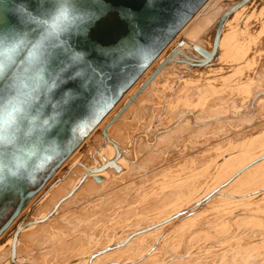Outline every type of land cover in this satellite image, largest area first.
<instances>
[{
  "label": "bare ground",
  "instance_id": "6f19581e",
  "mask_svg": "<svg viewBox=\"0 0 264 264\" xmlns=\"http://www.w3.org/2000/svg\"><path fill=\"white\" fill-rule=\"evenodd\" d=\"M15 217L0 264H264V0H205Z\"/></svg>",
  "mask_w": 264,
  "mask_h": 264
},
{
  "label": "water",
  "instance_id": "95a60500",
  "mask_svg": "<svg viewBox=\"0 0 264 264\" xmlns=\"http://www.w3.org/2000/svg\"><path fill=\"white\" fill-rule=\"evenodd\" d=\"M204 1L0 0V233Z\"/></svg>",
  "mask_w": 264,
  "mask_h": 264
},
{
  "label": "rangeland",
  "instance_id": "374dc122",
  "mask_svg": "<svg viewBox=\"0 0 264 264\" xmlns=\"http://www.w3.org/2000/svg\"><path fill=\"white\" fill-rule=\"evenodd\" d=\"M42 184V183H41ZM46 184V183H45ZM44 186V185H43ZM42 186V187H43ZM232 193V191L231 192H229V193H227V195H225L226 196V198L229 196H232V195H230ZM234 195V194H233ZM37 196V195H36ZM36 196H34V198L36 197ZM224 197V196H223ZM34 198H33V200H34ZM32 206V200L26 205V206ZM26 206H25V208H26ZM30 206V207H31ZM49 210H50V207L49 206H47V205H43V206H39V209L38 208H36L35 210H34V214H36L37 216H46V217H49L50 215V212H49ZM246 215H248V214H246ZM256 216V215H259V214H252L251 216ZM250 216V215H249ZM260 216V215H259ZM258 217V216H257ZM18 216L17 217H15V219L16 220H18ZM15 220V221H16ZM8 236H10L11 238H13V240H14V242H15V244H17V243H20V242H22V240L24 239L23 238V235L21 234V233H19V232H14V233H10V235H8ZM13 250V249H12ZM7 250H5V249H3L1 246H0V263H2L4 260H5V257L7 256ZM16 262V264H18V261H15Z\"/></svg>",
  "mask_w": 264,
  "mask_h": 264
},
{
  "label": "flooded vegetation",
  "instance_id": "af4514ba",
  "mask_svg": "<svg viewBox=\"0 0 264 264\" xmlns=\"http://www.w3.org/2000/svg\"><path fill=\"white\" fill-rule=\"evenodd\" d=\"M39 179V178H37ZM39 182L41 183V179H39ZM12 195V194H11ZM10 196V194H5V195H0V206L2 205H5V207L9 210V213H6V216L4 215V213L2 212L1 210V207H0V222L2 221V224H0V227H2L5 222H7V220L10 218L11 214L13 213V210L15 208V203H17L19 201V197L17 196V199L13 200L12 202L11 201H8V197ZM11 203L10 207H9V204ZM7 205V206H6ZM6 212V211H5ZM5 229V228H4ZM3 229V230H4Z\"/></svg>",
  "mask_w": 264,
  "mask_h": 264
},
{
  "label": "clouds",
  "instance_id": "9594fccd",
  "mask_svg": "<svg viewBox=\"0 0 264 264\" xmlns=\"http://www.w3.org/2000/svg\"><path fill=\"white\" fill-rule=\"evenodd\" d=\"M59 2H60L63 6H65V7H68L70 3L74 5V0H59ZM63 18H64V17L62 16L61 19H63ZM52 24H53V27H54V28H55V27H58V22H57V21L54 20V21L52 22Z\"/></svg>",
  "mask_w": 264,
  "mask_h": 264
}]
</instances>
